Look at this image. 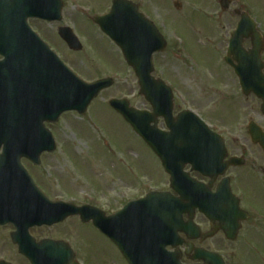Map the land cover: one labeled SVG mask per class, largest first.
Instances as JSON below:
<instances>
[{
	"label": "water",
	"instance_id": "1",
	"mask_svg": "<svg viewBox=\"0 0 264 264\" xmlns=\"http://www.w3.org/2000/svg\"><path fill=\"white\" fill-rule=\"evenodd\" d=\"M42 1L37 10L38 0H0V56L3 58L0 61V205L6 221L13 222L23 234L32 225L53 224L88 211L84 207L47 203L34 187L20 160L27 159L38 165L40 155L55 148L44 123H55L62 113L68 111L83 114L98 93L111 85L107 79L93 84L83 83L31 32L27 18H43L47 13L52 15L48 20L59 17L61 5L57 0ZM95 22L121 49L125 61L134 69L140 94L151 103L153 112L148 114L133 110L123 100H112L109 104L158 157L169 176L170 188L179 197L175 199L169 194L151 192L144 199L129 203L116 216L104 217L102 212L94 211L97 215L94 225L113 242H116L115 229L125 230L126 237L133 244L129 248L119 246L128 264H179L177 258L164 254V244L158 242L153 233L150 237L147 234L137 237L138 216L148 210L146 207L149 204H153L151 210H160L159 205L163 213L177 209L179 215L187 214L189 220L196 208L210 218L206 193L196 188L188 174L183 173V168L189 164L192 170L201 166L197 170L204 176L223 174L226 166L222 164L224 146L220 138L192 113L186 111L176 118L171 117L170 90L161 81L150 77L153 71L151 56L164 49L162 42H157L150 34L146 43V39L139 36L133 20L117 13L114 7L108 16L96 18ZM59 34L70 49L81 50L79 42L68 29L60 30ZM246 39L251 42L248 51L242 48ZM139 43H142L141 46ZM261 51V36L254 22L243 15L231 35L225 62L233 68L242 92L245 95L252 92L264 103ZM155 94L160 95L159 105ZM262 111L264 114V105ZM160 116L165 118L169 133L156 128ZM151 123L154 126H150ZM208 166H216V169H203ZM219 166L221 168L217 169ZM214 211L219 217L229 214L226 208H215ZM218 219L221 226L217 229L225 231L224 219ZM178 223L177 226L171 224V227L182 230L188 238H198V228L192 222ZM232 229L236 232L235 226ZM215 230L212 228L211 232L202 235L201 240L212 237ZM227 238L233 240L235 237L227 235ZM19 247L31 262L35 260L32 250ZM66 255L67 263L64 264H72V253L69 251ZM191 259L204 264H224L220 256L201 248L194 250Z\"/></svg>",
	"mask_w": 264,
	"mask_h": 264
},
{
	"label": "rangeland",
	"instance_id": "2",
	"mask_svg": "<svg viewBox=\"0 0 264 264\" xmlns=\"http://www.w3.org/2000/svg\"><path fill=\"white\" fill-rule=\"evenodd\" d=\"M98 1L107 4L106 0H64V19L52 26L29 21L31 29L80 79L91 82L110 77L113 86L100 94L83 116L64 114L55 124L46 125L54 139L55 151L42 155L38 167L27 161H22V165L36 186L51 198L78 200L86 194L87 201L92 198L98 209L110 214L120 204L143 197L153 188L168 189V178L145 144L107 106L112 98H125L131 106L143 109L144 101L119 51L91 23ZM234 1L236 8L247 9L256 21L264 43V0ZM144 6L153 18L165 22L162 34L166 49L153 56V67L154 76L172 89L174 113L190 109L228 139L242 133L248 118L253 117L251 111L256 102L252 96L241 94L236 77L223 62L239 17L224 14L217 0H147ZM80 7L90 19L72 15L73 9ZM60 25L74 31L82 45L80 52L68 50L59 39L56 28ZM249 46V41H245L244 47ZM65 224V229L53 228L47 234L70 238L72 243L79 242V247L86 243L85 251L89 249L92 255L85 258L86 264L112 263L108 259H114L112 247L99 233L85 226L80 229L74 219ZM74 234L78 239L71 237ZM202 247L222 256L239 252L241 257L243 253L247 257L245 262L264 264V233H257L248 244L243 238L227 243L217 236ZM81 258L82 253L76 262L80 264ZM114 261L121 264L116 256Z\"/></svg>",
	"mask_w": 264,
	"mask_h": 264
},
{
	"label": "flooded vegetation",
	"instance_id": "3",
	"mask_svg": "<svg viewBox=\"0 0 264 264\" xmlns=\"http://www.w3.org/2000/svg\"><path fill=\"white\" fill-rule=\"evenodd\" d=\"M75 1L81 2V0ZM146 1L147 0H106L107 4H101V2L98 1V5H96L95 9L97 11L94 15H106L112 6V3L115 2L116 8L121 9L127 16L136 17L137 15H139L140 17H142V21L138 22L139 25L145 26L146 21L144 18L149 19L154 23L158 31L162 34V28L165 26V22L163 21V23H160L157 18H153L150 13H148L144 6L146 4ZM61 2L62 10L60 14L63 20L65 10L64 0H61ZM217 4L221 11L227 15H230L231 13L232 15L237 16L240 15L241 12H243V10H239L238 8H236L237 5L234 0H217ZM81 5L83 4L81 3ZM231 6H233L234 8L231 9ZM177 7H179L180 9V6L177 5ZM93 13L94 12H91V14ZM72 15H79V17L83 16V19H90L88 13L84 11L82 7L79 8V10L77 9L73 11ZM42 23L47 24L48 26L54 25L53 23L48 22ZM163 29L164 31L166 30V28ZM253 98L256 102V107H254L251 111L253 117L248 118L245 127L242 129V133H237V136L235 134L234 136H231L230 139L224 136V143L227 154L224 162L232 161L233 163L226 168L224 175L218 178L210 179L201 176L197 171L191 173V177L196 182L201 183L204 188L207 189L211 194L216 193L217 190L220 191L224 190L225 188L228 189L230 194L233 196V201L238 202V212L230 217L229 224L231 226L238 224L236 241L243 238V242L246 244L251 242L254 237H256L257 233H264V116L261 112L262 103L255 97ZM143 109L146 111H150V106L146 102H144ZM159 126L161 127V129H164V125L161 120H159ZM253 135H255L256 140H254ZM41 192L44 194V196H46L48 201H71L70 203H72L76 207L88 206L94 209H98V204H94L92 202V198L87 201L88 196L86 194H83L82 197H79L80 199H82L80 201L79 198L78 200H65L60 199V197L51 198V196H49L45 191L41 190ZM125 203L120 204V206L117 207L114 212L119 211ZM229 207V209L234 208L232 203L229 204ZM176 216L177 212L175 211L174 217ZM244 216H246L247 218L242 222L240 219ZM148 218L150 220V215L148 216ZM69 219H74L76 223H79L81 225L80 229L85 226L96 231L92 226L93 216L86 214V216L83 217V219L88 221L86 223H82L80 217L74 216L57 224L31 227L28 229V237L26 239L23 236L21 230L19 228L17 229L15 224L11 222H3L0 215V264H64L67 263L66 254L70 249L74 254L73 264H79L76 261L77 258L80 257L81 253L82 261L80 264H86L85 258H90L89 254L91 255L89 249L85 251L84 247L86 246V243H81V246L79 247V242H77L78 244L76 242L72 243L70 241V238L68 239L64 236L54 237L47 234V232H50V230L53 228H59L62 226L65 229V223ZM184 220H186L185 216L181 215V221L183 222ZM193 222L200 228L202 233L206 232V230L208 231L211 226L210 221L197 211L194 212ZM217 224L218 222H213V226ZM43 231L45 232V234ZM227 232L230 233V230L228 229ZM67 235L68 233L65 236ZM218 235H220L222 239H224V235L221 232H218L216 234V236ZM73 236L75 237V239H78L79 237L77 236V234L71 235L72 238ZM102 237L107 243L111 245L114 259L116 256L120 260L121 264H126L117 246L110 243L104 236ZM172 238V242H177L180 240L181 244L174 247H165V252L179 255V261L181 264H193L186 257L185 253L189 248L185 243H190L192 247H199L200 242L198 240L188 242V240L184 238L179 230H175V236L173 234ZM182 241H184L183 244ZM225 241L227 243L236 242H229L227 240ZM19 244L31 248L33 255L35 256V260L33 262H31L19 252ZM58 244H61V246H59ZM191 254L192 252L188 255ZM56 256L58 260H56ZM246 258L243 253H241L240 257L239 252H232L228 256H223L225 264H253L245 262ZM108 259L112 261L111 264L117 263L116 261H114V259ZM87 264H90V262H88ZM96 264L100 263L97 262Z\"/></svg>",
	"mask_w": 264,
	"mask_h": 264
}]
</instances>
